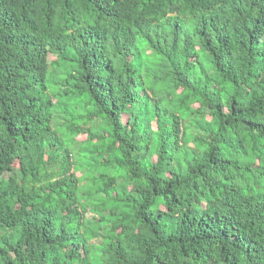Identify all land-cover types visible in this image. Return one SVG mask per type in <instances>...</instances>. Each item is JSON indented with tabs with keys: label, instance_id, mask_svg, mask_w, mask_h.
<instances>
[{
	"label": "trees",
	"instance_id": "trees-1",
	"mask_svg": "<svg viewBox=\"0 0 264 264\" xmlns=\"http://www.w3.org/2000/svg\"><path fill=\"white\" fill-rule=\"evenodd\" d=\"M0 264H264V0H0Z\"/></svg>",
	"mask_w": 264,
	"mask_h": 264
},
{
	"label": "rangeland",
	"instance_id": "rangeland-1",
	"mask_svg": "<svg viewBox=\"0 0 264 264\" xmlns=\"http://www.w3.org/2000/svg\"><path fill=\"white\" fill-rule=\"evenodd\" d=\"M50 57H51V55H50ZM7 176V175H6Z\"/></svg>",
	"mask_w": 264,
	"mask_h": 264
}]
</instances>
